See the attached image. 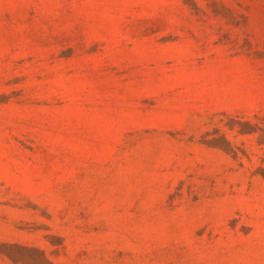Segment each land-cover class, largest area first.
<instances>
[{
  "label": "rangeland",
  "instance_id": "374dc122",
  "mask_svg": "<svg viewBox=\"0 0 264 264\" xmlns=\"http://www.w3.org/2000/svg\"><path fill=\"white\" fill-rule=\"evenodd\" d=\"M0 264H264V0H0Z\"/></svg>",
  "mask_w": 264,
  "mask_h": 264
}]
</instances>
